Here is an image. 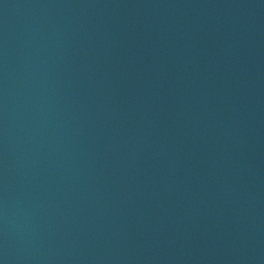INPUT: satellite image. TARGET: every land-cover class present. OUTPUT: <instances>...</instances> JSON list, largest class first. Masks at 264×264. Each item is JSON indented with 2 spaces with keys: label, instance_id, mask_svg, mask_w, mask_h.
Here are the masks:
<instances>
[{
  "label": "water",
  "instance_id": "obj_1",
  "mask_svg": "<svg viewBox=\"0 0 264 264\" xmlns=\"http://www.w3.org/2000/svg\"><path fill=\"white\" fill-rule=\"evenodd\" d=\"M0 264H264V0H0Z\"/></svg>",
  "mask_w": 264,
  "mask_h": 264
}]
</instances>
